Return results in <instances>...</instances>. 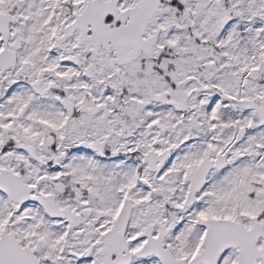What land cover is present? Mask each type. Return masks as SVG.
<instances>
[{"label": "snow or ice", "instance_id": "obj_1", "mask_svg": "<svg viewBox=\"0 0 264 264\" xmlns=\"http://www.w3.org/2000/svg\"><path fill=\"white\" fill-rule=\"evenodd\" d=\"M0 264H264V0H0Z\"/></svg>", "mask_w": 264, "mask_h": 264}]
</instances>
